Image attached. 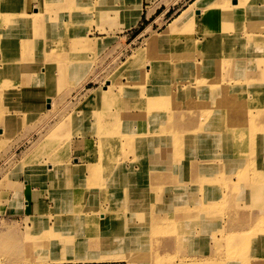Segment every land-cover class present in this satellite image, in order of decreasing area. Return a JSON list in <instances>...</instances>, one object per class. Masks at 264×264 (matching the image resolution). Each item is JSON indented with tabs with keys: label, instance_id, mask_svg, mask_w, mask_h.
Returning <instances> with one entry per match:
<instances>
[{
	"label": "rangeland",
	"instance_id": "rangeland-1",
	"mask_svg": "<svg viewBox=\"0 0 264 264\" xmlns=\"http://www.w3.org/2000/svg\"><path fill=\"white\" fill-rule=\"evenodd\" d=\"M88 1L92 3V8L88 11L78 8L80 11H75V14H80V19L75 18V21L73 12H68V7L65 9L63 4L45 5L43 14L50 13L52 16L44 22L36 18L26 21L30 19L27 14L33 16L31 9L38 5L36 0H32L31 5L26 4L27 0H15L16 6L20 7L15 10L20 20L18 26L28 30L21 38L54 39L55 60L62 57L61 61L80 63L77 66L80 76L73 74L57 78L50 96L51 109L38 107L33 111L36 114L31 120L18 125L13 122L12 136L0 138V209L10 208L14 198L18 195L24 197L30 190L49 195L53 201L50 210L69 212L67 218L58 220L61 223L59 231L55 232L57 239L68 238L77 246L88 232L103 242L118 240L117 244H109L108 248H113L114 256L119 257H108L107 251L103 252L104 255H97L102 252L83 254L94 259L108 258L110 262L126 260L128 264H206L208 260L217 262L219 259L234 264H259L264 256V233H261L262 229H257L258 226L264 227V181L255 179L263 177L264 171L255 170V166L263 163L261 159L264 156V91L257 92L261 98L263 96L262 103L260 96L231 97L225 106L217 107L214 103L220 95H211L209 87L215 83L213 78L218 79L220 84L228 82L235 86L239 77H246L250 84L261 79L264 86V63L263 67L256 64L257 61H264V42L263 48H260L256 42L247 41L235 57L238 62L231 64L238 74L230 77L232 69H229L223 80L219 77L225 73L211 72L213 58L216 57L218 63L222 53V49L216 47L219 35H215L214 42H210L213 52L209 58L204 57V49L210 44L196 46L189 41L209 37V32L203 33L208 29L216 32L221 28L230 34L229 40L237 36L248 38L253 33L264 34V28L252 26L253 19L246 6L249 0H238V9H233L234 4L229 0H211L212 4L214 1V4L225 1L228 7L221 12L220 16L225 18L221 19L217 29L212 25V19L201 23L195 21L196 16L200 14L201 17L204 11V8L200 9L203 6L193 7L195 0H160L170 8L149 31H146L148 25L144 29L148 21L143 17L136 24L139 17L132 28L124 24L126 18H131V13L125 8L121 11L125 0ZM80 2L78 4L73 0L78 7L88 3L87 0ZM39 9L42 11V7ZM148 10L153 11L152 8ZM160 11L159 8L156 14ZM5 12L0 11L2 15ZM179 14L184 16L174 25L171 34L167 38L160 37ZM237 20L239 27L235 26ZM217 23L218 19L214 25ZM121 25L130 29L125 31ZM80 35L97 39L99 43L85 49L80 43ZM155 35H159V41L150 42ZM6 38H10L9 35ZM169 39H175L177 44H170ZM190 46L192 48L188 50ZM139 51L143 53L134 59ZM37 55L33 54L31 60L35 62L32 69L35 72L45 61ZM129 56L132 59L127 62ZM167 58L179 60V68L173 73L169 68L161 67L166 64ZM249 61L256 64V71L251 69ZM228 62L230 59H227ZM217 63L215 68L219 66ZM227 63L224 66L228 67ZM260 70H263L261 75L258 73ZM196 81H200V86L193 94L178 96L170 92L171 88L177 91L179 85L195 84ZM128 87H132L129 91L134 94L124 97L122 89ZM93 88L100 89L103 94L98 98L94 94L90 100ZM248 94L256 96L252 92ZM173 98L178 102L181 99L195 103L190 110H181L185 122L179 123L183 118L176 114L172 106ZM252 100H255L254 104L248 105ZM203 108H208L204 117ZM101 111L105 118L116 120L110 132L112 152L108 155L107 165L99 160L105 154L100 150L97 134L92 133L97 126L94 116ZM73 116L80 123L72 121ZM251 117L254 121L249 124L247 121ZM200 118H205L207 122L208 137L205 141L208 140L207 150H212L209 156L202 148L200 152L196 151L197 145L190 135L194 123L201 124ZM60 121H63L61 126ZM250 126L255 127L257 132L249 129ZM80 133H84L87 139L92 136L91 142L82 143ZM239 134L242 136L239 137ZM128 141L131 143L125 145ZM136 145L145 151L137 154L134 150ZM217 153L220 158L216 157ZM229 153L232 155L229 156ZM237 153H243L240 172L248 171L245 178L232 165ZM150 161L152 164H149ZM84 164L92 167L86 168ZM175 165L182 166L178 175L171 171ZM100 167L101 175L97 173ZM205 173L208 177L204 176ZM107 182L114 185L109 186ZM124 184H128L126 193L133 195L134 200L130 201L132 197L124 195ZM209 184H214V188L205 191ZM136 197L146 200L135 201ZM200 199H205V202H200ZM200 206H207V213L200 210ZM103 211L110 213H104L106 218L103 220L96 218L97 213ZM115 211L121 213H112ZM85 212H91L90 216L94 218L88 220ZM204 215H209L211 221L201 225L200 219ZM77 216L82 217L76 219ZM67 222L75 223V227L72 224L67 226ZM126 223L129 228L125 229ZM100 225L103 226L102 231ZM106 230L110 233L106 234ZM180 231L184 234L183 238L178 234ZM123 232H128L130 236L127 238L134 240L126 244L125 252L117 254L118 244L124 246L121 243L125 237ZM41 234L26 245V254L40 246ZM252 237L256 238L255 247L244 249L242 240L246 238L250 241ZM143 246L148 247L144 251L147 254L141 251ZM76 253L81 252L35 251L41 259L60 261L70 259Z\"/></svg>",
	"mask_w": 264,
	"mask_h": 264
},
{
	"label": "bare ground",
	"instance_id": "bare-ground-1",
	"mask_svg": "<svg viewBox=\"0 0 264 264\" xmlns=\"http://www.w3.org/2000/svg\"><path fill=\"white\" fill-rule=\"evenodd\" d=\"M77 1H78V4L81 3L80 0H76V3H77ZM215 1L212 4L211 0H195L193 7L203 6L200 9L204 8V11H203V14H201V17H200V14L197 15L196 16L197 18L195 19V21H198V22L200 21V23H201L202 21H207L209 19H212V21H213L212 25L215 27L218 26L221 19L225 18L224 16H220L221 12L225 11L228 7H226L227 4L225 1H222V2L220 1V3L214 4ZM229 1L232 2V4H234L233 5L234 7H232L233 9H238V7H239L238 6V4H239L238 0H229ZM243 1H241V2H243ZM256 1L257 0H249V1H247L246 6L248 7L250 17L253 19L252 26L255 25L256 29H258V28L262 29V28H264V0H259V2H256ZM31 2H32V0L31 1L27 0L26 4L31 5L30 4ZM36 2L38 3V5L34 6L33 9H31V14L33 12V16L27 14V16H29L30 19H28L26 21H29V20L31 21L33 18L34 19L36 18L39 20L51 19L52 15L50 13L43 14V9H44L45 5H58V6H60L63 4L65 9L68 7V12L69 11L73 12L72 16H73L74 21H75V18L80 19V14H75V11H80V9H78V8H83L87 11L92 8V6H91L92 3L89 2L88 0H87L88 3L86 5L80 4L79 7L73 3V0H38V1L36 0ZM64 3H66V4H64ZM208 5H210V6H208ZM140 6H141L140 0H125V6L121 7V11L125 8L126 11L129 12V14L131 13V18L128 19L125 17L127 21H125L124 24L127 27H132L136 23L138 18L140 17L141 12H142V9ZM39 7H42V11L39 9ZM70 8H72L73 10H70ZM16 9H20V7L16 6L15 0H0V11H7L3 15H2V13H0V138H2L4 136L5 137L10 136V135L12 136V134L14 133L13 122H15L16 125H18L20 123H26L27 121H29L33 118L34 113H35L33 111L38 109V107H42V109H51V106H52L51 101L52 100H51L50 96L53 93V89H54L53 85L56 82L55 80H57V78H66L67 76L73 75V74L80 76V73L77 69V66L78 65L80 66V63H78V65H77L72 60L61 61L62 57L61 58L57 57L58 60H55L56 59L55 58L56 47L54 44L55 43L54 39H52V38H44V39L43 38H39V39L38 38H34V39L21 38V36H23V37L26 36L28 30L22 26H18V22H20V20L15 15ZM198 11L200 12L199 9H198ZM72 16H71V19H72ZM183 16L184 15L179 14L178 17L174 19L172 25L162 32L163 34L160 37L167 38L171 34L174 25ZM219 16H220V18H219ZM21 18H25V17H21ZM217 19H218V23L216 25H214V23L217 22ZM45 20H44V22H45ZM72 24H73V22H72ZM235 26H238V27L240 26L239 20L236 21ZM250 26H251V24H250ZM63 28H65V27L63 26ZM252 28H254V27H252ZM216 29H217V27H216ZM32 31H31V33H32ZM210 31L211 30H209V29L207 31H203V33L209 32L208 33L209 37L206 38L205 36H203V40H202V38H200L199 41L198 40L197 41L196 40H193V41L189 40V41L192 42L196 46H199L201 44H210V42H214V40H215L213 37L215 35L216 36L219 35V36H217L219 38V42L217 43L216 47L218 49H222V53L220 55V60L218 61V63H217L216 57L213 58V61L211 64V72L212 73H216V72L225 73V75H221L219 77V78H222L223 80L225 79L226 73L228 72L229 69H232L230 77L234 76L235 74H238V72H236L235 68H233L231 66V64L238 62V61H236L235 57L241 51L242 46H244V44L247 41L251 40L252 43L256 42L257 47L263 48L264 34H261V33L260 34H256V33L254 34L253 33V34L249 35L250 37H248V38H244L242 36H239V37L237 36L233 40H229L230 38L228 36L230 34H228L226 31L222 30L221 28L217 29L216 32L215 31L210 32ZM66 32H68V31H66ZM244 33H242L241 35H243ZM39 34H40V32H39ZM7 35H9L10 38H6ZM244 35L246 36V34H244ZM80 36H81L79 39L80 43L85 49H90L91 47L93 48V45H96L97 43H99V41H96L97 39L90 38L89 36H86V35L85 36L80 35ZM158 36L157 35L153 36L150 39V42L159 41L160 37H158ZM170 40L171 39H169V41ZM174 40L175 39H172L170 41V44L176 45L177 43H174ZM191 48L192 47L190 46V48H188V50ZM212 52H213V46L210 44L204 49V57L209 58L211 56ZM142 53L143 52L139 51L134 59H136ZM33 54H38L37 55L38 58L45 60L43 63V66L40 67L39 71L37 69L36 72L32 71V69L35 67V62L31 61L32 58H34V56H32ZM181 56L185 57V55H181ZM128 58H129V60L127 62H129L132 59L131 56H129ZM171 58H173V57H171ZM262 58H263V56H262ZM227 59H230V62L227 63ZM124 62H126V61H124ZM225 62L228 64V67H226V65L224 66ZM249 62L252 63V61H249ZM165 63L166 64L161 65V67L163 69L169 68L171 70V73L175 72L179 68L178 58H176V59H168L167 58V59H165ZM216 63L219 66H217L215 68ZM257 63H259L263 67L264 61L263 62H262V60L257 61L256 64ZM256 64L255 63L251 64V69L254 71L257 70ZM225 67H226V69H225ZM214 68H215V70H214ZM262 72H263V70L258 71L259 75H261ZM188 79H193V78L188 77ZM246 79H247L246 77H239L237 79L238 82L236 83L235 86H233V83L228 84V82L220 84V83H218V79L213 78V81L215 83H212L213 85H210L209 91L211 92V95H220L214 103L215 106H217V107L225 106L227 103V100H229L231 97L258 98L260 95L257 92L259 90L264 91V86L262 85L263 84L262 80L260 79L259 81H254V83H251L253 85L258 84V86L253 87V86H250L251 84L249 82H247ZM242 82H244V84H241ZM176 83H178V82H176ZM198 84H200V81L199 82L196 81L195 84H193V83H190V84L188 83L187 85L181 84L177 87L178 88L177 91L171 90L172 89L171 88L170 92L174 93L175 95H178V96H183L184 94H186L188 96L189 93H191V94L195 93V90L200 86V85L198 86ZM130 89H132V87L122 89V93H123L124 97L129 96V95L131 96L132 94H134L133 91H129ZM90 92H92L91 93L92 97L89 96L90 100H92L94 98V94L98 95L97 98L103 94V93H101L102 91L98 88H93L92 90H90ZM248 92H252L256 96L253 95L251 97L248 94ZM197 93L199 96L200 91H198ZM115 97H117V95H115ZM260 98H261V96H260ZM262 98H263V96H262ZM262 98H261V103H262ZM252 101H250V103L248 105L254 104L255 100H252ZM261 103L259 105L262 106ZM192 104H195V103H192L191 100H181L180 99L178 102V101H176V99L173 98L172 106H173L174 110L176 111V114L178 115V117L183 118L179 121V123L185 122L184 120L186 119V118L184 119L185 115L182 114L181 110L182 109L184 110V108H188L187 110H190L191 109L190 107L192 106ZM207 109L208 108L202 109V116L203 117H204V113ZM262 111H264V110H262ZM102 112L103 111L97 112L95 114V116H94L95 121H96L95 125H97V126L95 128V131H92L91 129H90V131H92V133L97 134L98 142H100V147H101L100 150H103L102 153L105 154V157L102 159L100 158L99 160H100L101 164L107 165V163H108L107 161L109 159L108 155L112 152V150H111L112 146L110 144V132L112 131L113 124L115 123L116 120H111L112 118H105V115ZM18 115L20 116L19 118H17ZM111 115H113V114H111ZM200 120L202 121L201 124L199 122L194 123L193 133H190V135L192 136V138H194L195 143L197 145V147L195 148L196 151L200 152V148H202V150H204V151L206 150V152H207L206 156L207 155L209 156L210 152L212 150H207L208 140L205 141V139L208 137L207 122H205L206 121L205 118H200ZM72 121H76V122L80 123V121H78V119L75 118L74 116L72 117ZM253 121L254 120L251 117V119H249L247 122L249 124H251L250 122H253ZM62 123H63V121H60V126ZM2 125L4 127H2ZM187 126L190 127V125H188V124H187ZM250 128H251V126L249 127V129ZM252 128L255 130V127H252ZM252 128H251V130L254 131ZM252 131H251V133H252ZM246 132H248V130ZM255 132H257V131L255 130ZM80 134L82 135V140H81L82 143H85V142L90 143L91 142L92 136H89L90 138L87 139V137L84 136V133H80ZM241 136L242 135L239 134V137H241ZM248 138H250L249 135H248ZM68 139H70L69 142H71V138L69 137ZM251 142H253V140ZM130 143L131 142L128 141L125 143V145H129ZM182 146H186V145H182ZM1 147H2V145L0 144V149H1ZM136 148L137 149H134V150H136L135 152H137V154H140L141 152L145 151V149H142V147H140V146L136 145ZM106 153H107V159H106ZM241 154H243V153H237L236 158L232 157L233 158L232 165L234 166L235 171L238 173L242 172V171L240 172V167L242 165ZM219 155L217 153L216 157L220 158ZM228 155L231 156L232 153H229ZM262 157L263 158L261 160L263 161V163L258 167L255 166V170L259 169L261 172L264 171V156H262ZM207 158H209V157H207ZM52 161H53V158H52ZM54 164H57V163H54ZM149 164H152V162L150 161ZM84 165H86V168L92 167L91 165H87V164H84ZM206 165H210V164L207 163ZM156 167L157 166H153L152 168H156ZM259 167H261V168H259ZM246 168H248V167H246ZM99 169H100V171H99ZM181 169H182V166L175 165L174 167L171 168V171L175 175H178L180 173ZM157 170H161V169L157 167ZM101 172H102V168L100 167V168H98L97 173L99 175H101ZM123 172H124V170H123ZM247 172L248 171H246V170H244L242 172L244 174V178L247 175ZM160 174L161 173L157 174L158 178H159ZM204 176L208 177V175L206 173L204 174ZM257 179L260 180V182H263L264 176L261 178H256L255 180H257ZM99 180H100V178L98 179V181ZM253 181L254 180H252L251 182H253ZM97 184H98V182H97ZM106 184H108L109 186L114 185L112 182H110V183L107 182ZM98 185H100V184H98ZM124 185H125L124 186V195L130 196V194H127L126 190H125L126 185L128 186V184H124ZM214 186H215L214 184L207 185L205 191L211 190L212 188H214ZM233 186L235 187V185H233ZM201 189H202V187H201ZM230 191L231 190H229V192ZM220 192H222L221 189H220ZM57 194L58 193H56V195ZM126 196L124 198H126ZM130 197H132L129 199L130 201L134 200V198H135V197H133V195ZM137 200L143 201L146 199L141 198V197H136L135 201H137ZM203 201L205 202V199H200V202H203ZM207 208H208L207 206H200V210L205 211V213H207L206 212ZM227 210H229V209H227ZM203 211H201V212H203ZM230 211H231V209H230ZM232 211H235V210H232ZM227 212H229V211H227ZM103 213H110V212L103 211ZM112 213L117 214V213H121V212L115 211ZM235 219H233V221H235ZM209 221H211L209 219V215H204V218L202 216V218L200 219V224L206 225V224H208ZM235 226L240 227V225H235ZM243 227H244V225H243ZM124 228L125 229L129 228L127 223L124 224ZM259 228H260V231L262 229L261 233H264V230H263L264 227L262 228V227L258 226L257 229H259ZM102 229H103V226H101V231H102ZM241 229L244 230L242 227H241ZM236 230H238V229H236ZM101 231L98 233V235L101 234ZM251 231L252 230H250V232ZM124 232H125V230H124ZM124 232H123V234L126 238L123 237V239L121 241V243H124V246H123V248L120 247L119 248L120 250L117 249V251H118L117 254H119L120 251L125 252L127 250L126 244L127 243L131 244L130 241L134 240V239H128L127 236H130V235H128V232L127 233H124ZM109 233L110 232L106 230V234H109ZM220 233H222V232H220ZM251 233H253V232H251ZM178 234L180 235V237L183 238L184 234L182 231L178 232ZM237 234H239V233H237ZM224 236H226V235H224ZM228 236H230V235H228ZM184 239H187V238L184 237ZM255 239H256L255 237H252L251 240L248 241L246 238H244L242 240L243 241L242 245H243L244 249H246L248 247L254 248L255 247L254 246ZM176 240H178V239H176ZM117 242H118V240L108 241L109 244H112V243L117 244ZM257 242H258V240L256 241V243ZM182 243H184V242H182ZM247 243H250V244H247ZM112 249L113 248H108L107 249L108 253H106V255L108 257H113V258L119 257V255L114 256ZM129 250L131 251L132 248L130 247ZM145 250H148L147 246H143L141 248L142 252H144ZM144 253L147 254V251ZM62 255H63V253H62ZM76 258L84 259V258H91V256H88V257L77 256ZM208 258H210V257H208ZM212 258H213V256H212ZM200 259H202V258H200ZM219 260H221V259H219ZM219 260H217V262H211L208 260L206 262H209V263H206V264H234L232 262H222L223 260H221V261H219ZM218 262H220V263H218ZM259 264H264V256L259 261Z\"/></svg>",
	"mask_w": 264,
	"mask_h": 264
},
{
	"label": "crops",
	"instance_id": "crops-1",
	"mask_svg": "<svg viewBox=\"0 0 264 264\" xmlns=\"http://www.w3.org/2000/svg\"><path fill=\"white\" fill-rule=\"evenodd\" d=\"M140 3L142 12L136 24H138L143 17L144 20L148 21L144 27L145 29L148 25L146 31H149L153 26V23L161 19V17L170 8V5L167 6L160 0H140ZM151 8L153 11L148 10ZM159 8L161 11L159 14H156V11ZM121 28L125 31L130 29L125 28L122 25ZM40 183L41 185H44V183ZM28 192L30 193H28V195L27 193L24 194V197L18 195V197L14 198L15 201L12 200L13 204L10 205V208L4 207L3 210L0 209V264H128L126 260L110 262L108 258L74 259L77 256H84L83 254L87 255L89 253L93 254L96 252H102L100 254L96 253L97 255H104L105 253L103 252L108 251L107 249L109 247V243L107 241H100L93 234L88 232L85 233L84 237H82L80 241H78L79 244H77V246L75 241H70L68 238L57 239L55 232L59 231V225L61 223L58 220L64 217L67 218L68 216L66 215H68L69 212H62L58 210L52 211L50 208L53 207V201L50 200L49 195L44 193L36 194L32 190ZM90 213L91 212H85V217H87L88 220L94 218L93 216H90ZM82 216H77L75 218L79 219ZM96 218L103 220L106 217L104 216V213H97ZM69 224H72V226L75 227V223L67 222L66 225L68 226ZM38 234L42 235V238L38 242L40 246L33 249V251H27L26 254V245L29 244L30 241H34V238L39 236ZM48 236H52V238H49ZM118 245L123 248V246L120 244ZM10 250L15 252L13 253ZM37 250L52 252L61 250H74L80 251L81 253L72 254L70 259L67 258L66 260L60 261L53 260L54 258L41 259L35 255V251Z\"/></svg>",
	"mask_w": 264,
	"mask_h": 264
}]
</instances>
